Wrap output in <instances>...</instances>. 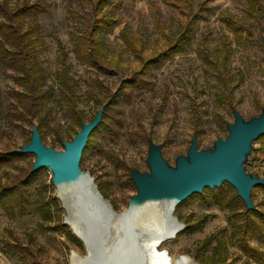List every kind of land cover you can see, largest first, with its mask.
Returning <instances> with one entry per match:
<instances>
[{
    "label": "rangeland",
    "instance_id": "rangeland-1",
    "mask_svg": "<svg viewBox=\"0 0 264 264\" xmlns=\"http://www.w3.org/2000/svg\"><path fill=\"white\" fill-rule=\"evenodd\" d=\"M19 1L10 0V5ZM43 1L48 11L34 20L40 24L35 56L48 75L44 89H52L44 104L50 111L44 142L62 150L56 131L70 140L72 124L60 99V72L68 75L86 120L113 99L107 128L93 137L81 168L91 171L118 212L137 192L131 171H149L150 139L161 145L162 156L175 166L177 157L187 154L194 134L199 150L214 148L219 137H227L228 124L235 121L234 109L248 120L264 108V10L249 9L247 0H108L100 6L98 0ZM260 5L264 8V0ZM231 16L251 29V37L247 30L240 37L234 34L224 21ZM94 25L99 27L92 35L94 44H100L98 67L76 53L75 35H89ZM185 27L189 33L183 45L169 50ZM168 50L161 63L148 64ZM17 76L15 69L0 62V151L28 143L38 124V118L18 114L20 103L10 92L23 91L25 86ZM135 78L138 83L114 96L126 85L124 81ZM253 145L244 166L264 178V138ZM34 160L28 154L0 165V185L16 183ZM52 175L47 169L27 186L31 203L25 213H19L12 198L0 206V264H73V251L87 255L72 228L61 227L66 210L55 199ZM222 186L224 201L236 197L228 182ZM252 193L256 207L264 210V191L253 188ZM234 205L245 209L240 202ZM173 215L191 228L160 239L156 249L167 251L166 257H186L198 264H264L242 250L223 203L207 205L193 197L177 205ZM217 242L223 243V249ZM252 244L264 252V241L254 239Z\"/></svg>",
    "mask_w": 264,
    "mask_h": 264
},
{
    "label": "water",
    "instance_id": "water-1",
    "mask_svg": "<svg viewBox=\"0 0 264 264\" xmlns=\"http://www.w3.org/2000/svg\"><path fill=\"white\" fill-rule=\"evenodd\" d=\"M104 112L105 105L97 110L90 121L82 122V128L77 134L71 140L63 141L62 150L46 145L38 124L32 128L30 141L18 149L21 153L35 155L32 172L42 167L52 172L56 197L62 201L66 210L64 223L79 238L81 236L71 225V219L80 230L82 228L86 232L87 239H80L84 242L87 255L83 257L72 252V255L81 257V263L90 260L92 243L100 252L110 249L117 253L121 249H128L125 244L132 232L126 216L150 203L172 204L169 215L174 223L169 224L167 236L172 233L176 236L186 227L184 222L172 214L175 207L193 193H202L205 187H220L228 182L235 187L247 209L257 208L252 200V190L256 185L264 184V178L247 172L244 163L254 148L253 142L264 134V108L259 115L248 120L234 109L235 121L228 124L227 137H219L214 148L199 150L197 135L194 134L187 154L179 155L175 166L162 156L161 145L150 139L147 156L149 171H131L137 192L129 199L127 208L120 212L100 191L91 171L81 168L83 150L92 131L101 123ZM63 200L68 201L70 209Z\"/></svg>",
    "mask_w": 264,
    "mask_h": 264
},
{
    "label": "trees",
    "instance_id": "trees-1",
    "mask_svg": "<svg viewBox=\"0 0 264 264\" xmlns=\"http://www.w3.org/2000/svg\"><path fill=\"white\" fill-rule=\"evenodd\" d=\"M107 1L108 0H98V5H103ZM247 1L249 3V9H252L253 11L264 10L263 6L260 5V0ZM47 11L48 6L43 0H20L18 4L15 5V7L10 5V0H0V16L3 18V20L0 21V62L5 67L15 69L18 73L16 79L25 86L24 90H12L10 94L18 98L20 103L18 114L21 117L28 116L38 118V128L43 141L45 140V131L50 122V111L44 107V104L45 101L50 97L52 89L50 87L44 89L46 86L45 81L48 78V75L35 56V46L38 42H40L39 36L37 35V32L40 30V24L35 21L34 18L46 13ZM224 21L228 27H231L237 37H240V34L244 33L245 30H247L248 35L251 37V29L246 28L244 25H239L232 16L225 17ZM89 32L90 34L87 36H81L78 34L75 35V41L77 44L76 53L83 62L88 63L93 67H98L100 57L98 50L100 44L98 43L95 45L94 40L92 39V35L95 36L99 32L98 25H94L92 30ZM181 32L174 42L170 44L169 50L173 49L177 51L180 46L183 45L187 38V34L189 33L188 27H185ZM263 43L264 42H261L262 46ZM169 50L162 52L161 54L163 55H158L156 57L157 59L153 58L149 60L148 64L157 62V60H159V63H161L169 56ZM220 78L225 80V76ZM58 80L62 87L60 99L63 102L67 114L71 119L72 125L69 128L70 133L67 134L71 140L82 128V122L90 121L92 118L90 120H86L85 112L78 108V97L76 96L73 85L69 82L68 75H66L65 72H60ZM138 81L139 78L131 79L130 81H124L123 83L126 85L123 84L114 96L125 94L124 92H126V88L133 86V84L138 83ZM225 84L226 82H224V85ZM104 105L105 112L103 119L90 134L87 145L83 150L82 159L86 156L88 150L91 148L93 137L107 128L106 125L107 119L109 118V111L114 105L113 99ZM109 126L110 125H108V127ZM64 137L65 134L59 131L55 132V138L62 142V146L63 141L65 140ZM262 138H264V134L261 135L257 140ZM28 154L34 155L31 153H21L18 151V149L0 151V165L12 164L18 159L25 158ZM45 170H47V168L42 167L32 172L30 168L22 175L21 179L19 178L16 183L12 185H0V206L12 198L13 205L19 210V213H25L28 205L31 203L27 193V186L37 181L41 173ZM222 185L221 187H216L214 189L205 187L202 193H193L180 204L193 197H199L207 205L211 203H223L224 207L229 209V218L232 221L234 235L242 247V250L246 254L252 256V258L259 259L264 263V252L262 253L258 246L252 244L254 239L264 241V210H260L259 208L247 209L242 198L237 195L233 199L224 201L225 196H223ZM228 185L232 189L235 188L230 183H228ZM254 188H261L264 191V184L256 185ZM206 192H208L209 195H206ZM55 199L58 200L57 197H55ZM235 202H240L242 207L245 209H236L234 205ZM61 227L68 228V224L62 223ZM185 228L190 229L191 226L187 225ZM185 228L183 230H185ZM183 230L178 232L176 236H178ZM210 239L211 238H208L206 243L210 242ZM222 244V242H217L218 247L221 246L223 249ZM201 263L227 264L221 261L215 263Z\"/></svg>",
    "mask_w": 264,
    "mask_h": 264
},
{
    "label": "bare ground",
    "instance_id": "bare-ground-1",
    "mask_svg": "<svg viewBox=\"0 0 264 264\" xmlns=\"http://www.w3.org/2000/svg\"><path fill=\"white\" fill-rule=\"evenodd\" d=\"M63 202L66 207L71 208L70 205H67L68 201L63 200ZM170 208H172L170 202H160L150 203L143 208L134 210L126 216L132 232L131 238L125 244L129 248L121 249L117 253L110 249L107 252H100L92 243L90 260L85 264H198L195 259L186 257H180L179 260L166 257L167 251L156 249L160 239L173 237V233L167 236L169 224L174 223L169 215ZM173 212L174 210L172 214ZM70 223L77 234L81 236L80 238L87 239L86 232L82 228L81 231L72 219ZM72 257L74 264H84L81 263V257L74 254Z\"/></svg>",
    "mask_w": 264,
    "mask_h": 264
}]
</instances>
